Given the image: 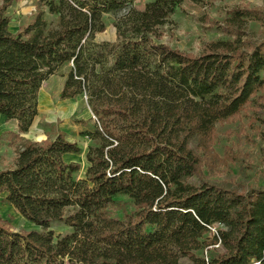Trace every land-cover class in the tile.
Masks as SVG:
<instances>
[{"label": "trees", "instance_id": "trees-1", "mask_svg": "<svg viewBox=\"0 0 264 264\" xmlns=\"http://www.w3.org/2000/svg\"><path fill=\"white\" fill-rule=\"evenodd\" d=\"M15 1L0 10V116L17 124L0 204L40 231L13 232L0 219V264H264V182L244 189L210 179L220 162L215 125L264 88V40L199 56L159 43L184 0H152L142 11L135 0H40L33 22L12 33L4 11ZM105 15H120L116 40L96 43ZM66 65L60 99L85 96L96 121L82 134L91 144L80 180L79 163L65 157L81 149L64 133L20 136L37 116L41 85ZM119 196L136 220L109 214ZM55 223L69 233L55 235Z\"/></svg>", "mask_w": 264, "mask_h": 264}, {"label": "rangeland", "instance_id": "rangeland-1", "mask_svg": "<svg viewBox=\"0 0 264 264\" xmlns=\"http://www.w3.org/2000/svg\"><path fill=\"white\" fill-rule=\"evenodd\" d=\"M4 0H0V10ZM152 0H135L134 9L142 11ZM40 0H16L5 11L12 33L30 25L38 10ZM258 12V19L253 12ZM251 12V13H250ZM120 15H105L104 32L94 38L96 43H113L116 40L114 23ZM49 22L55 17L47 16ZM158 42L171 49L193 56L206 52L210 46L231 44L248 48L264 40V0H201L194 3L184 0L158 31ZM70 66L60 68L41 85L38 91V109L28 133L24 136L34 142L52 140L62 132L70 142H76L81 149L78 156L65 157L66 162H76L80 171L74 175L83 179L87 169L86 152L90 141L82 134L93 131L95 118L85 96L61 100L60 91ZM15 122L0 121V169L12 167L17 142L5 133L15 131ZM2 135V136H1ZM212 152L220 160L210 179L249 189L264 182V88L258 91L241 112L215 125ZM194 148V146H192ZM204 175L208 170L204 168ZM197 184V179L190 181ZM109 207V214L116 219L130 218L133 221L139 211L125 196L116 197ZM0 219L8 222L13 232L40 231L39 228L22 219L13 208L0 204ZM55 235L69 233L63 223L51 227ZM219 250V249H218ZM204 254V251H203ZM179 264H190L181 259Z\"/></svg>", "mask_w": 264, "mask_h": 264}, {"label": "crops", "instance_id": "crops-1", "mask_svg": "<svg viewBox=\"0 0 264 264\" xmlns=\"http://www.w3.org/2000/svg\"><path fill=\"white\" fill-rule=\"evenodd\" d=\"M2 120H5L2 116H0V121H2ZM10 122V121H9ZM15 131H11V132H7V133H5V135L7 136V137H9L10 138V136H9V134L10 133H13V134H17V124H16V122H15ZM2 136V135H1ZM21 137H23V138H25V139H27L25 136H24V134H21L20 135ZM14 155H15V153H14ZM67 157V156H66ZM14 161H15V157H14ZM14 165V164H13ZM13 167V166H12ZM12 167H9V168H12ZM5 169H7V168H5ZM1 170H3V169H0V171Z\"/></svg>", "mask_w": 264, "mask_h": 264}, {"label": "built area", "instance_id": "built-area-1", "mask_svg": "<svg viewBox=\"0 0 264 264\" xmlns=\"http://www.w3.org/2000/svg\"><path fill=\"white\" fill-rule=\"evenodd\" d=\"M212 231L214 232V229H212Z\"/></svg>", "mask_w": 264, "mask_h": 264}]
</instances>
